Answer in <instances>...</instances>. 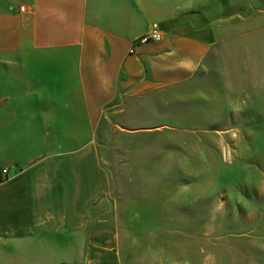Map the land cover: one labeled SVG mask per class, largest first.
<instances>
[{"label":"crops","instance_id":"0c3cea01","mask_svg":"<svg viewBox=\"0 0 264 264\" xmlns=\"http://www.w3.org/2000/svg\"><path fill=\"white\" fill-rule=\"evenodd\" d=\"M195 5L0 0V264H22L23 244H71L65 261L101 264L95 228L113 204L96 134L107 107L183 82L208 59L219 33ZM152 23L163 39L129 53Z\"/></svg>","mask_w":264,"mask_h":264},{"label":"rangeland","instance_id":"374dc122","mask_svg":"<svg viewBox=\"0 0 264 264\" xmlns=\"http://www.w3.org/2000/svg\"><path fill=\"white\" fill-rule=\"evenodd\" d=\"M193 7L219 33L208 59L107 107L96 134L101 264H264V0ZM22 249V264L90 263L65 261L71 244Z\"/></svg>","mask_w":264,"mask_h":264},{"label":"built area","instance_id":"2783aa9c","mask_svg":"<svg viewBox=\"0 0 264 264\" xmlns=\"http://www.w3.org/2000/svg\"><path fill=\"white\" fill-rule=\"evenodd\" d=\"M20 11H24V6L20 7ZM163 39V32L160 28V26L157 23H153L148 32L142 36H139L133 40L132 45L130 47L129 52L134 53L136 46L145 44L148 42H158ZM4 173L7 172V170H3Z\"/></svg>","mask_w":264,"mask_h":264}]
</instances>
